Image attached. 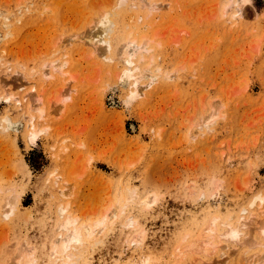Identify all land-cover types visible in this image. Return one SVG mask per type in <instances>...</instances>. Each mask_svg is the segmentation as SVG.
I'll return each mask as SVG.
<instances>
[{
  "label": "rangeland",
  "instance_id": "obj_1",
  "mask_svg": "<svg viewBox=\"0 0 264 264\" xmlns=\"http://www.w3.org/2000/svg\"><path fill=\"white\" fill-rule=\"evenodd\" d=\"M260 210L264 0H0V264H264Z\"/></svg>",
  "mask_w": 264,
  "mask_h": 264
},
{
  "label": "bare ground",
  "instance_id": "obj_2",
  "mask_svg": "<svg viewBox=\"0 0 264 264\" xmlns=\"http://www.w3.org/2000/svg\"><path fill=\"white\" fill-rule=\"evenodd\" d=\"M122 1H124V0H122ZM147 5V4H146ZM145 6V5H144ZM156 6V5H155ZM237 8H236V13H235V15L237 16V17H239V18H242V12H244L243 11V9H242V5L240 4V3H237ZM154 7V6H153ZM238 18V19H239ZM8 21V20H7ZM98 21V20H97ZM100 24H102V28H103V32L101 33L100 32V36L99 35H97V37H94V36H89V35H87L88 36V38L86 39V37H84L87 41H86V44H85V46H88L89 48H91L92 50H93V54H98L99 52H100V54L102 53H104V50H105V53L106 52H108L107 53V55L110 53H112V46H111V44H109L108 43V41H109V39L111 38V33L113 32V26H114V22H113V20H111V19H108V18H106V19H104V20H102V22L100 23ZM97 25V24H96ZM101 29V28H100ZM88 34H90V33H88ZM144 39H146V38H144ZM73 41V40H72ZM147 41V40H146ZM145 41V43H142V45H140L139 43H138V41H136V40H129V38H128V41H126L123 45H122V47L120 48L121 50L119 51V49H118V54H117V56L120 58V60L122 61V63L123 64H125V65H127V66H133V64H135L139 59L140 60H142L143 59V55L145 54V53H147V54H151V52H152V50H150V49H148V43ZM68 42V41H67ZM104 44V43H106L107 45L105 46V47H103L102 49L101 48H99V46H100V44ZM97 49H98V51H97ZM100 50V51H99ZM101 50H103L102 52H101ZM145 52V53H144ZM104 53V54H105ZM100 56V55H99ZM110 58L112 59V55L110 56ZM137 58H139V59H137ZM144 60V59H143ZM154 58L153 57H151L150 58V61H149V66L148 67H146V69L144 70V74L142 75V78H145V77H147V75L151 72V66H152V64L154 63ZM124 65V66H125ZM130 67H128V68H130ZM136 69H138V67L136 68ZM43 73V72H42ZM65 74H66V70H65V67H64V65H56V63L55 64H50V65H48L47 66V73H45V71H44V75L45 76H49V79H51L50 77H53L54 78V76H56V75H58V76H60V77H65ZM29 77V76H28ZM48 78V77H47ZM46 78V79H47ZM56 78V77H55ZM58 78V77H57ZM59 79V78H58ZM158 79V77L157 76H154L153 77V81H151V83L152 82H154V81H156ZM136 82V81H135ZM138 83V82H137ZM139 85V84H138ZM152 85V84H151ZM149 86V85H148ZM147 88V87H146ZM34 91H36L35 89H34V87L33 88H31V91L27 94V95H25V96H23L22 98H21V100H19V99H16L17 100V102L19 103V104H22L23 102H26V101H28L29 99L31 100V102H30V107H29V109L31 110H33L34 108H36L35 106L36 105H38L39 104V102L41 101V99L43 98V96H44V92L43 91H41V92H37L36 93V95H37V97L34 95ZM31 92H33L32 94H30ZM36 97V99H35V97ZM14 98V97H13ZM16 98V97H15ZM29 100V101H30ZM41 104V103H40ZM35 105V106H34ZM40 106V105H39ZM38 107V106H37ZM52 107V106H51ZM50 108V107H49ZM31 110V111H32ZM30 111V112H31ZM43 112V111H42ZM43 116V115H42ZM33 121H34V116L32 115L31 116V114H30V122L31 123H33ZM212 122V121H211ZM210 122V123H211ZM4 129V128H3ZM5 130V129H4ZM17 199V198H16ZM152 202H148L147 201V199H146V201L145 202H143V204L144 205H147V207L151 204ZM124 204V203H123ZM146 207V208H147ZM13 209V208H12ZM124 210V209H123ZM262 210V209H261ZM260 210V211H261ZM66 212L67 211H65V210H62L61 209V216L63 215L64 217L66 216L65 214H66ZM113 212V211H112ZM120 212H123V211H120ZM109 213V212H108ZM262 213H264V210L263 211H261V214ZM113 214V213H112ZM257 215V214H256ZM109 214H106L102 219L103 220H101L100 222H98V224L96 225H88V226H86L85 228H86V231H87V233L89 234V235H91V237H92V234L93 233H95L96 232V230H98V229H100L101 231H103L104 229H106V228H110V225H111V222H112V219H108L109 217ZM67 218V217H66ZM61 219V218H60ZM65 218H62L61 220H64ZM75 224H76V220H74V219H72L71 217H68L67 219H65L62 223H60V226H59V229H61V231H65L66 233H67V235H66V237H65V239H63V241L61 240V242H64V243H62L63 244V250H62V252H67V251H69V249L73 246V245H78V244H80L81 242H82V239H83V236H82V233H81V229H83V228H81L80 230H72V228L71 227H73V226H75ZM83 227V226H82ZM96 229V230H95ZM210 236H213L214 235V233H215V228H214V226H212V227H210ZM61 237H62V235H60ZM226 236L227 235H225V238H226ZM228 236H230L231 238H233V239H237L238 238V236L236 235V234H233L232 233V231L229 233V235ZM213 238H214V236H213ZM59 239V238H58ZM61 239V238H60ZM135 239V238H134ZM227 239V238H226ZM59 241V240H58ZM137 241H139L138 239H137ZM132 242H134L133 240H132ZM136 243V242H135ZM135 243H133V244H135ZM210 244V242H207L206 243V241H205V244H204V247L206 246V248H205V251H206V253L208 252L209 254H210V252L212 251V250H214L212 247H211V244ZM207 244V245H206ZM199 246V245H198ZM201 246V245H200ZM214 246V245H213ZM202 248H203V246H201ZM216 248V247H215ZM198 249H200V247L198 248ZM204 249V248H203ZM203 249H201V250H203ZM194 250V249H193ZM56 251V249L54 250V252ZM197 251V250H196ZM192 252H194V251H192ZM201 253H202V251H200ZM199 252V253H200ZM61 253V252H60ZM197 253V252H196ZM205 253V254H206ZM62 254V253H61ZM191 254V253H190ZM208 254V255H209ZM53 255V254H52ZM57 255V254H56ZM74 258V257H73ZM58 261V260H57ZM32 263V262H31ZM33 264V263H32ZM65 264H69V263H65Z\"/></svg>",
  "mask_w": 264,
  "mask_h": 264
}]
</instances>
